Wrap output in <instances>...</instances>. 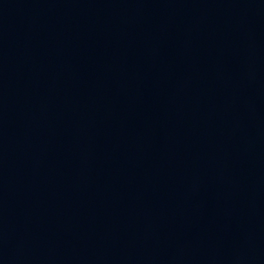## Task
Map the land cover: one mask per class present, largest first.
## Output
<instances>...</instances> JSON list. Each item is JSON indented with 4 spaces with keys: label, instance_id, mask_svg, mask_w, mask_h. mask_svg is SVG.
<instances>
[{
    "label": "water",
    "instance_id": "1",
    "mask_svg": "<svg viewBox=\"0 0 264 264\" xmlns=\"http://www.w3.org/2000/svg\"><path fill=\"white\" fill-rule=\"evenodd\" d=\"M0 264H264V0H0Z\"/></svg>",
    "mask_w": 264,
    "mask_h": 264
}]
</instances>
